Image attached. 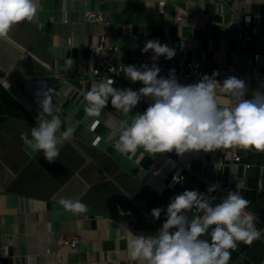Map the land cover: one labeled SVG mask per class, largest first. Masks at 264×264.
<instances>
[{
    "label": "crops",
    "instance_id": "0c3cea01",
    "mask_svg": "<svg viewBox=\"0 0 264 264\" xmlns=\"http://www.w3.org/2000/svg\"><path fill=\"white\" fill-rule=\"evenodd\" d=\"M165 1V11H161L160 0H36V21L20 22L6 38H0V81L30 114V118H17L0 113V264H133L127 241L134 235L154 234L165 217L162 213L154 221L150 210L166 207L170 197L182 192L170 189L167 182L175 175L197 180L184 166L205 152H172L176 161L160 177H153L150 170L163 159V153L150 155L139 148L129 159L109 141L121 120L143 113L151 102L148 98H142L127 115L109 102L98 117H85L87 102L81 92L92 83L87 45L101 34L121 47L125 63L137 66L143 64L141 49L151 39L174 47L177 60L191 58L223 69L259 52L263 66L253 86L264 90V1L247 0L243 6V13L253 15L251 28L256 38L252 41L247 40L249 31L241 22L228 10L221 11L218 0ZM229 5L237 7L238 3ZM85 10H101L110 25L84 21ZM66 59L73 60L70 69H66ZM241 69L251 73L245 66ZM49 74L61 77L52 87L64 122L60 131L67 126L75 129L51 163L20 138L21 132H29L30 137L38 115H43L13 84L16 77ZM113 86L133 88L125 83ZM42 88L37 83L34 92ZM255 94L249 92V97ZM217 99L222 105L229 104L228 95ZM95 119L100 120L97 132L102 140L94 147L88 126ZM238 151L240 162H230L231 148L208 152L215 166L225 163L216 167L221 176L198 180L192 190L207 194L208 187L217 185L216 191L207 194L213 205L228 191H240L251 202L247 211L257 216L256 227L264 229V152ZM60 197L78 198L88 211L78 215L65 211L58 203ZM121 210L125 215H120ZM77 235L82 243L76 248L55 244L59 236ZM229 264H264V237L250 246L239 243Z\"/></svg>",
    "mask_w": 264,
    "mask_h": 264
},
{
    "label": "clouds",
    "instance_id": "9594fccd",
    "mask_svg": "<svg viewBox=\"0 0 264 264\" xmlns=\"http://www.w3.org/2000/svg\"><path fill=\"white\" fill-rule=\"evenodd\" d=\"M165 5V0H160L161 11ZM37 12L36 0H0V38H6L20 22H35ZM149 50L150 66L120 65L119 71L109 68L117 75L123 72L133 83L141 82L143 87L138 90L114 87V80L106 76L81 92L87 102L86 118L98 117L109 102L113 109L127 115L142 98L151 101L143 113L121 120L111 131L109 141L117 152L129 159L139 148L150 155L208 153L222 148L264 152V93L249 97L245 80L236 75L220 81L216 79L217 73L204 74L195 83H180L175 69H170L165 77L160 75L157 63L161 56L174 58L175 48L151 39L141 49L142 53ZM65 66L70 69L73 60L66 59ZM220 95L230 96L234 103L222 105L217 99ZM39 103L44 116L38 115L30 137L29 132H21L20 138L51 163L59 156L60 147L73 137L75 129L67 126L60 131L64 122L54 110L49 91L43 93ZM93 146L98 143L94 141ZM216 188L217 185H211L207 194ZM207 194L196 189L184 190L170 197L166 207L152 208L153 220H160L163 213L164 222L154 234L134 235L127 241L128 257L133 264H229L239 243L250 246L264 237V229L256 227L257 216L247 211L251 202L240 191H228L215 205ZM58 203L73 214L88 211L78 198L60 197ZM120 215H125L123 210Z\"/></svg>",
    "mask_w": 264,
    "mask_h": 264
},
{
    "label": "built area",
    "instance_id": "2783aa9c",
    "mask_svg": "<svg viewBox=\"0 0 264 264\" xmlns=\"http://www.w3.org/2000/svg\"><path fill=\"white\" fill-rule=\"evenodd\" d=\"M247 0H218L221 11L224 12L228 10L233 16L236 22H241V24L249 31V35L247 36L248 41H252L256 38L255 31L251 28L253 15L248 13H243V6ZM264 1V0H259ZM166 2V1H165ZM229 2H237V7H231ZM160 3V2H159ZM165 11V10H163ZM83 20L91 23V24H105L110 25V21L101 10H85L83 12ZM180 21L181 18H178ZM71 43V39H69ZM88 50V58L91 63V77L92 82L105 79L106 76L110 77L114 80V84H130L135 87V90L143 87L141 82L133 83L130 80L126 79L123 75V72H120L118 75L115 72H110V67H115L117 71H119L120 65H128L121 59V47L117 44L110 43L108 41L106 34H101L96 42H90L87 45ZM152 52L149 50L148 53L144 54V62L149 66L152 64L151 60ZM158 66L161 68L160 75L167 76L170 69H175L176 77L180 83L191 84L197 82L204 74L212 75L213 73H217L216 79L222 81L224 78L230 75H236L239 78L245 80L249 96V92L256 91L257 95H261L264 93L263 89H256L253 86V79L257 75V70L259 67L263 66V56L259 52H255L251 58H247L243 61H240L238 64L230 63L227 68L223 69L219 64L215 66H210L206 62L199 63L195 59L181 58L177 60L175 57L171 60H159L157 61ZM247 67L251 70V73H243L241 67ZM81 73V70L78 71ZM52 94L54 95V91L52 90ZM234 103L233 98L229 96V104ZM100 124L99 119H95L88 126L91 133H93V142H97L98 144L102 140V136L97 132L98 125ZM239 148H231L230 152V162H240L242 159V155L239 153ZM176 158L173 156V153H163V159L160 160L154 168L150 170V175L153 177H160L163 171H165L171 163L175 162ZM225 163L220 161L217 163L216 167H223ZM249 166V165H248ZM185 168H190L189 164L184 166ZM183 175L173 176V178L167 182V186L175 190V187L179 180L183 178ZM233 178H238V175H234ZM82 243V239L80 236H74L72 238H68L65 236H59L56 239L55 244L58 247L69 246L72 248L78 247L79 244Z\"/></svg>",
    "mask_w": 264,
    "mask_h": 264
},
{
    "label": "water",
    "instance_id": "95a60500",
    "mask_svg": "<svg viewBox=\"0 0 264 264\" xmlns=\"http://www.w3.org/2000/svg\"><path fill=\"white\" fill-rule=\"evenodd\" d=\"M60 81L61 77L57 74H49L43 76L16 77L13 79V84L22 93H24L30 101L34 103L38 111L44 116L39 101L43 98V93L46 91H49L52 96L54 110L57 112V114L59 112V103L52 94V87L58 84ZM37 83L42 84L43 88L38 92H34ZM132 89L135 90V87ZM188 164L190 165V168H186V170L195 175L197 180L183 175L184 177L179 180L175 187V190L177 191L183 192L184 190H192L194 185H198V180H213L214 178H220L221 176V172L216 170L215 163H212L210 154H202L199 158H194L189 161Z\"/></svg>",
    "mask_w": 264,
    "mask_h": 264
},
{
    "label": "trees",
    "instance_id": "16d2710c",
    "mask_svg": "<svg viewBox=\"0 0 264 264\" xmlns=\"http://www.w3.org/2000/svg\"><path fill=\"white\" fill-rule=\"evenodd\" d=\"M0 113L17 118H30V114L0 81Z\"/></svg>",
    "mask_w": 264,
    "mask_h": 264
}]
</instances>
